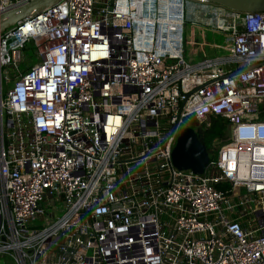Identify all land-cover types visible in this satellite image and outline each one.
I'll use <instances>...</instances> for the list:
<instances>
[{"label":"built area","instance_id":"built-area-1","mask_svg":"<svg viewBox=\"0 0 264 264\" xmlns=\"http://www.w3.org/2000/svg\"><path fill=\"white\" fill-rule=\"evenodd\" d=\"M187 1L61 0L0 34V264H264V13L216 8L229 55L193 64ZM218 118L204 173L178 170Z\"/></svg>","mask_w":264,"mask_h":264},{"label":"rangeland","instance_id":"rangeland-1","mask_svg":"<svg viewBox=\"0 0 264 264\" xmlns=\"http://www.w3.org/2000/svg\"><path fill=\"white\" fill-rule=\"evenodd\" d=\"M218 7H214L211 3H200L188 0L186 2V27L184 31L185 40V59L188 62L196 64L203 58H221L229 55V48L232 45V38L228 32H217L214 28L217 25L216 11ZM222 8V7H221ZM224 9V8H223ZM220 10V9H219ZM226 20L224 23H227ZM24 63L20 65V69L24 70L26 66L34 65L38 62L35 56V50L32 43H28L24 50ZM7 69L3 68V73ZM8 71H11L10 69ZM11 75V73H10ZM13 75H11L12 77ZM15 79L9 85L4 84L5 93L8 88L14 85ZM187 126L197 129L199 126L194 120L187 122ZM210 157L214 158L217 155L219 144H215L210 139L207 141ZM46 214H52L53 207L47 208L44 205ZM62 209L61 204H57V209ZM62 216L59 212L57 216H52L56 219ZM46 217V216H45ZM51 222V217L49 220ZM41 224H47L45 218H41Z\"/></svg>","mask_w":264,"mask_h":264},{"label":"water","instance_id":"water-1","mask_svg":"<svg viewBox=\"0 0 264 264\" xmlns=\"http://www.w3.org/2000/svg\"><path fill=\"white\" fill-rule=\"evenodd\" d=\"M61 0H33L28 4L0 15V34L22 21L39 15ZM237 13H264V0H205ZM244 70L235 72L239 74ZM173 164L180 171L203 174L210 162V153L200 141L197 131L188 127L182 130L172 154Z\"/></svg>","mask_w":264,"mask_h":264},{"label":"trees","instance_id":"trees-1","mask_svg":"<svg viewBox=\"0 0 264 264\" xmlns=\"http://www.w3.org/2000/svg\"><path fill=\"white\" fill-rule=\"evenodd\" d=\"M214 7H219L217 5L211 4ZM227 12L231 13L232 11H229L225 9ZM225 133V125L221 119H213L212 125L208 128H201L198 131V137L200 141L206 146L208 149L207 141L210 139L212 142L216 139H221L224 136ZM209 151V149H208Z\"/></svg>","mask_w":264,"mask_h":264},{"label":"bare ground","instance_id":"bare-ground-1","mask_svg":"<svg viewBox=\"0 0 264 264\" xmlns=\"http://www.w3.org/2000/svg\"><path fill=\"white\" fill-rule=\"evenodd\" d=\"M200 1H205V0H200Z\"/></svg>","mask_w":264,"mask_h":264}]
</instances>
